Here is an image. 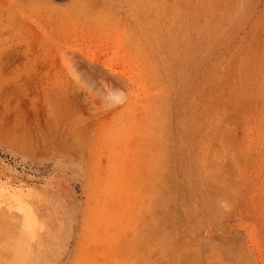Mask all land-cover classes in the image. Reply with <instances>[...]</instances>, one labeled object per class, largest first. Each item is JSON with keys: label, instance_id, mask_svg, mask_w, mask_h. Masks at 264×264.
<instances>
[{"label": "rangeland", "instance_id": "374dc122", "mask_svg": "<svg viewBox=\"0 0 264 264\" xmlns=\"http://www.w3.org/2000/svg\"><path fill=\"white\" fill-rule=\"evenodd\" d=\"M0 264H264V0H0Z\"/></svg>", "mask_w": 264, "mask_h": 264}, {"label": "bare ground", "instance_id": "6f19581e", "mask_svg": "<svg viewBox=\"0 0 264 264\" xmlns=\"http://www.w3.org/2000/svg\"><path fill=\"white\" fill-rule=\"evenodd\" d=\"M2 55V54H1ZM165 196V195H164ZM164 201V200H163ZM166 202V201H165ZM170 204V203H169ZM155 206V205H154ZM170 207V206H169ZM163 209V208H162ZM165 210V209H164ZM158 216V215H157ZM160 216V215H159ZM170 217H171V215H170ZM159 218V217H158ZM166 218V217H165ZM162 220H164V219H162ZM162 222V221H161ZM166 222V221H165ZM164 223V222H163ZM161 224V223H160ZM166 224V223H165ZM165 224H163V225H165ZM161 227H162V224L160 225ZM172 227V226H171ZM174 228V227H173ZM142 230H144V229H142ZM158 233V232H157ZM6 245V244H5ZM9 249V248H8ZM13 250V249H12ZM6 252H7V250H6Z\"/></svg>", "mask_w": 264, "mask_h": 264}]
</instances>
